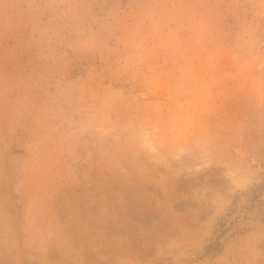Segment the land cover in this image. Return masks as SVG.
Wrapping results in <instances>:
<instances>
[{
	"label": "rangeland",
	"instance_id": "1",
	"mask_svg": "<svg viewBox=\"0 0 264 264\" xmlns=\"http://www.w3.org/2000/svg\"><path fill=\"white\" fill-rule=\"evenodd\" d=\"M0 264H264V0H0Z\"/></svg>",
	"mask_w": 264,
	"mask_h": 264
}]
</instances>
